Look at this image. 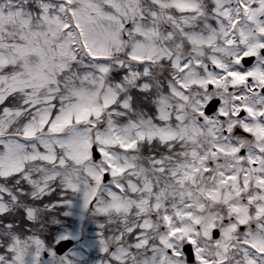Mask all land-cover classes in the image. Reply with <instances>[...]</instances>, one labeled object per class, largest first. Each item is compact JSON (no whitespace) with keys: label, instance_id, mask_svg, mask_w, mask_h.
<instances>
[{"label":"snow or ice","instance_id":"1","mask_svg":"<svg viewBox=\"0 0 264 264\" xmlns=\"http://www.w3.org/2000/svg\"><path fill=\"white\" fill-rule=\"evenodd\" d=\"M0 264H264V0H0Z\"/></svg>","mask_w":264,"mask_h":264}]
</instances>
